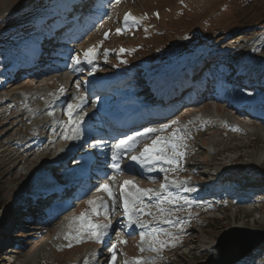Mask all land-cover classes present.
I'll list each match as a JSON object with an SVG mask.
<instances>
[{"label": "rangeland", "instance_id": "374dc122", "mask_svg": "<svg viewBox=\"0 0 264 264\" xmlns=\"http://www.w3.org/2000/svg\"><path fill=\"white\" fill-rule=\"evenodd\" d=\"M119 3L121 4L115 6L109 16L105 18L104 23L97 31L94 41H98L100 37L103 36V32L108 31L109 35L105 42L107 48L114 51V53L119 46L129 47V49L133 51L131 55H124L127 57V63L139 62V64H143L146 60H154L155 58L157 59L154 60L155 62L164 60L165 62L162 67L167 66L165 69H169L170 64H172L171 59L191 62L208 51H212L213 54H216L215 49L220 46V53L230 52V54L237 56V61L232 62L235 66L234 68L228 69L229 64L225 65V72L232 71V77L230 76L229 79L235 80V77H238L241 72L245 74L246 66L252 67L249 71V74H251L252 71V80L250 79L249 81L251 85L259 83L257 89H260L259 92L264 95V78L262 81L263 84L259 82L260 76L264 77V0H183L182 5H180L179 0H121ZM39 6L36 0H0V229L3 227L6 217H14V215H16V206L18 204L14 203V198L24 191L23 188L26 185L21 186L19 184L23 182L25 178L24 175L26 173L29 174L26 182H30L32 176L31 172L42 164V162L39 164L36 163L40 161L39 159L35 161H32L33 158L24 160L26 157L24 158L22 153L26 148L24 142L31 138L27 134L30 130V126L26 128L25 122L23 123L20 120L19 115L34 106L29 101L24 100L22 95L36 97L41 96L43 93L46 94L45 87L49 85L47 88L50 90V83L53 81V77L42 76L34 80L18 74L19 76L12 75L9 80L6 78L9 71L13 70L12 67L14 63L21 59L29 58V56L26 55L30 54V50L25 52L20 48V46H22L20 44L26 42L23 44L26 46L25 49L32 48V44L28 41L34 40L38 36V34H32L34 29L26 32L24 28V26H26L25 24L36 21L39 16L42 15H49L48 17H51V14L55 12L54 7L47 10L46 8L48 7L41 8ZM91 6L90 4L89 7L91 8ZM109 8V5H105L102 11L106 12ZM86 11L88 12V10ZM126 11H133L138 16L143 14V12L144 14L150 15L151 11L152 13L158 11L161 13L162 19H145V22L143 21L137 27H127L125 28L128 29L127 31H121L120 34H117L116 30L119 28L118 17L121 13H126ZM143 23H146L145 28L142 26ZM68 24L69 26L75 24L73 17L69 19ZM147 24L151 26L147 27ZM54 26L56 27L57 24ZM50 27H42L41 33H49ZM38 31H40V29H38ZM23 33H26V36H24ZM49 35L53 36L51 38L52 40H49V51L51 52L50 59L53 58L52 60L57 62L60 60L59 58L63 54L62 50L65 49V47L69 50L74 47L73 43L75 41V36H72L73 31L72 33H68L66 30H63L60 33L57 29L56 32H50ZM69 35L72 37L69 38ZM183 48L185 50H182ZM233 55L232 57H234ZM217 56L208 58L214 60L218 59ZM219 56L221 55L219 54ZM113 57L115 56L113 55ZM110 59H112V57H110ZM224 61L231 63L227 58H224ZM55 68L59 67L55 66ZM257 68L260 69V72H256ZM18 70L25 69L19 68ZM237 73L238 75L234 76V74ZM260 73L261 75H258ZM67 77L71 78V76ZM244 77L245 79L248 78L245 75ZM160 78L164 79L167 77H158L157 79ZM168 78L178 79L177 76H169ZM39 79H43L44 81H40ZM71 79L77 81L76 79H78V77ZM78 80L79 81H77L75 85L73 81L69 82L68 85L73 87L74 92L81 93L76 86L78 82L80 83L81 81L80 79ZM7 81L9 82L8 84ZM56 83L58 87V82L56 81ZM243 88V91L246 90V87ZM52 89L54 90V88ZM254 90H249V92L246 90L245 92H248L250 96L253 97ZM261 100L264 101V98ZM213 105V103H209L211 108ZM207 112L214 115L211 111ZM188 117L185 124L189 123ZM217 117L220 118L221 115L218 114ZM233 122L231 124L223 123L216 126L215 132H213V130H206V127L203 126L199 127L201 132L195 129L192 132L193 134L189 133L192 137L185 141V144L188 143L187 145L184 144L185 151L181 149L182 141L185 140L183 136L184 139L180 141L181 146L179 151L184 153L186 162L183 163L184 166L188 164V161L198 164L202 160V165H207L202 167H207L211 169V171L213 169L215 171V168L220 166L221 163L228 164L227 161L231 158L239 157L233 165H235L236 171L242 175L238 173V177L243 181L244 176V184L248 185L244 186L243 184L241 186H235L234 189L240 187L239 190L241 192L244 191L245 197H236L234 201L239 202L234 203V205L228 206L225 204L220 206L219 203H216L215 207L218 209V212L214 210L216 213H207L203 216H198L201 214H196L197 217L195 219L186 220V224H169V226L166 224L167 228H169V232L179 237L175 246L180 245L179 240L185 235L187 237L183 240L189 243L186 247L176 251L173 248L169 249V247H172L171 245L166 247L167 250L164 251L165 253L175 251V254H169L163 257L161 264H215L220 258V250L217 248L220 241L227 246L234 240H241L243 245L246 246L258 238L259 235L256 232L264 231V162L261 164L257 163V158L260 155H264V131L261 132L262 128H256L261 126L255 124L254 127L246 128L247 125L243 123L234 121V119ZM3 124L6 126L4 127ZM231 126H233V129H231ZM247 129L248 131H254L255 135L247 134ZM42 132H44V130H42ZM207 132H211L210 136L205 135ZM166 134L165 136H169V130ZM196 134L200 136L196 137ZM210 139H215L217 143L216 148L211 149L209 143ZM192 144L198 149L193 148ZM214 150L218 151L217 154H210V152ZM198 153H200V156ZM186 169L184 168V175L186 174ZM231 171L232 170H228L226 173H230ZM206 172V170L198 172L201 177L200 179H205L202 182L205 186L209 184L207 178L205 176L203 177V174ZM65 174L66 172H64V176ZM205 175L208 176L207 174ZM20 176H22V180L19 178ZM258 177L259 179L257 182L253 180ZM16 178L19 179V182L15 183L13 179L15 180ZM190 179L191 178H188V180ZM200 179L197 180V183L201 182ZM217 179H215V181H217ZM228 179L225 180L223 184L228 182ZM180 183L186 187L190 185L188 181ZM249 185H258L259 187H255L257 188L256 192H249L248 190L251 189ZM246 186L249 188H246ZM198 188L199 187L196 186V190ZM216 188H213V192ZM226 188H228V186L222 188V191ZM186 192L187 191H185V194H182V192L177 191L175 194L181 193L183 197H185ZM218 192V194L221 195L219 190ZM175 194L172 193L170 196ZM210 194L213 193L209 192L208 195ZM224 198L225 202L229 200L228 196ZM194 201H196L194 203L198 202L197 200ZM232 201L233 200H231V202ZM240 201L244 202L240 203ZM210 202L212 201L209 200V203ZM198 203L195 204V206L198 207ZM199 209L198 212L201 210ZM195 213L196 211L189 212L186 209L180 212L182 215L186 214L190 216ZM173 218L174 216L172 219ZM186 218L187 217H182L181 221H177L176 218L173 219V221L184 222ZM36 220L35 223L41 222L40 218ZM30 221H28L30 224L34 223L32 220ZM239 225H243L244 227H237ZM32 227L35 231L31 235H28V232L26 234L23 232L16 234L17 231H14L15 249L12 250V253L10 250L7 252L5 250H0V264H80V258L90 250L89 247L85 245H73L68 247L69 243L55 241V231L52 229V232H49L48 226H27V228ZM163 239L170 240L167 236H164ZM133 240L137 242V239ZM213 241L214 248L210 249V243ZM121 248H123L122 244ZM252 252L240 261L242 263H238L249 264V261L251 263V260H255L258 256L253 264H264V241ZM117 256L121 257L122 255L119 254ZM102 258L103 257L99 258L96 264L101 263ZM159 258L160 256H158L155 259L156 262L153 263L159 264ZM120 259L118 260L119 262L122 261Z\"/></svg>", "mask_w": 264, "mask_h": 264}, {"label": "bare ground", "instance_id": "6f19581e", "mask_svg": "<svg viewBox=\"0 0 264 264\" xmlns=\"http://www.w3.org/2000/svg\"><path fill=\"white\" fill-rule=\"evenodd\" d=\"M75 1H78V0H61L59 2V4H63V6L58 5V9H56L54 7L55 12H54V14H51L52 16L50 15L51 17H48L49 15L39 16V18L36 21L28 23L27 26L28 25L34 26V25L43 24V22L46 19L53 20V18H55L56 16H61V15L64 16V14L59 13V9L62 8L64 10L66 8V5H65L66 3H74ZM123 20H124V16H123ZM58 27L60 28L61 25L59 24ZM32 28L33 27L30 26L29 30L30 29L32 30ZM59 28L57 30H59V32L61 33V28L60 29ZM37 41H39V40H35L33 42H30V44H32V46H33L31 48L32 49L31 54H33V56L37 55L36 52H38V51L46 52L43 49L37 50V48H35L39 45V42H37ZM25 47L26 46H24V45L20 46V48H22L23 50L25 49ZM72 52H70V54L65 56V58H64V56L60 57L61 61L60 60L59 61L60 62L64 61L62 59L69 60L70 56L73 54ZM44 55H46V54H44ZM33 56H31V59H28V58L27 59H21L19 62L14 63V66H16L15 68L16 69L23 68L25 70L30 69L34 65V61H32ZM44 59L46 61H44V63H42L41 66L47 67L46 69L48 72L46 73V77L47 76L54 77L55 80L58 82V87L54 92H52L50 94L49 93H46V94L43 93L41 96H36V97L22 95V98L24 100L29 101L34 106L32 108L24 111L21 115H19L20 120L23 123L25 122L26 128H28L30 126V130L27 132V134L31 138L27 139L24 142V145L26 148L23 150V153H22L24 155V158L26 157L24 160L29 159V158H33L32 161H35L36 159H39L40 161H37L36 163L39 164L42 162V164H40V166L37 169H35L33 172H31L32 176H31L30 182H28V183L26 182L27 177L29 175L27 173L24 175V177H25L24 179L22 178V176L19 177V178H21V180L23 179V182H20L19 184L21 186H23V185H26V186L23 188L24 191H22L19 195H17L14 198V203L18 204V205L16 206V215H14V218H12V221L8 222L7 218H9V217H6L4 219L5 223H3V227L0 229V242L1 243L2 242H8V239L14 234V230H15L14 226L15 225H21L18 223V221L20 220V216H21L20 214L24 208L25 198H27L26 200L29 203H32L33 205L39 204L40 202H38V201H42L41 198L39 199L38 195L43 196L45 194V193H42V191L44 190V186L37 181H40V182H43V181L50 182L51 181L52 182L53 180H55L59 183H62L64 180H66V181L69 180V177H71L73 175V173L69 172L68 169L70 168L71 164H73L75 162V158L73 155H69L67 157L64 150L67 149L68 147L74 146L75 141H73V139H70V138L65 139L64 137H65V135H67L68 137H69V135L71 136L72 133L76 132V129L73 130L72 126L69 125V117L67 115V111H68L67 106L70 103L71 104L80 103L79 98L83 97V96L79 92H74L73 87L71 85H68V83L71 81H73V83H76L77 81H79L78 79L81 80V76H83V75L82 74L79 75L77 73V71L75 70L73 62H70L69 66L64 63L65 64L64 68H61V67L57 68L53 73H51L52 72L51 70L55 66L56 62H54L53 60H52L53 62H51V59H49V58H47V59L44 58ZM216 60L217 59H214V60H211L210 58L206 59V61H208L207 64H209V62L215 63ZM59 61H57V62L60 63ZM39 64L40 63H37L36 66H38ZM204 64H205V62L202 63V65H204ZM223 65L225 66L228 64L223 63ZM251 68L252 67L246 66L245 67V74H243L242 72H241V74L240 73L239 74L240 75L243 74L246 77H248L247 78L248 81L250 79L252 80V77H251L252 71H251V74H249V71ZM60 69H62L63 73L58 72V70H60ZM259 70L260 69L257 68L256 72H260ZM207 71L215 77L220 76V78L225 81L223 87L225 89H227L228 95L230 96V98L233 101H240V100H243L247 97H252L248 93L249 90L253 91L254 89H256L258 92L260 91V89H257L259 87V83H255V84L250 85V86H246V85H243L241 83V84H239V86L235 87V85L240 81L241 76L240 75L238 77L236 76L235 80L229 79V77L232 74V71L225 72V71H221L218 69V71H219L218 72V71H214V68H211L210 70H207ZM43 73L45 74V72H43ZM63 74L66 76L63 77ZM67 76H71V78L78 77V79H76L77 81H75L74 79L68 78ZM169 76H174V75H169ZM169 76H165L167 78H164V79L163 78L157 79L158 77L157 78L152 77L151 79H149V81L147 83H145L142 81V79L139 75H136V76H133V77L127 78V79H121V78H119V75H113L109 78V80L115 81L114 88H116L117 91H119L121 93L120 99L127 104V107H122V106L118 107L117 105H114V104L108 105V104H103L102 101L99 102L98 97L101 96L102 94L99 92V86H97V88L94 89L92 92H89L86 94V97L88 99V101H87L88 103L87 104L83 103L82 107L76 109L73 113L72 119L76 120L77 117H82V119H93L98 114V112H96V113H91V112L97 111V110H105L107 107H112V110L129 111V112H133V111H136L139 109L140 114L137 117V123H140V124L143 122L146 124V121L148 119L158 120L157 125H154V123H151L150 125L149 124L146 125L145 128L142 129L140 135L137 138H135L130 151L124 152L119 156L122 168L125 169V168L132 167L135 170V173H137V171H140V172L155 171L156 177L154 179H146V181H147L146 184H143L142 181H139L140 179H136V185L141 186L143 189H153V190L158 191V192L160 191V185L163 183H166L164 177H165V175H167L168 181H169L168 187H167V190L165 192L161 193V197L164 195H170L172 193L175 194V192H177V191H180V192H182V194H185L184 189L188 188V189H191V192H192L191 195L189 196V199H191V202L193 203L191 205L195 206V204H197L199 202L198 203V209L199 208L202 209L203 207L207 206V203H209V200L214 202L215 199L218 197L216 194H210L208 196L207 195L202 196L201 194L203 192L205 193L206 191H210V190L213 191L214 187L216 188V186H222L223 182H225V180H227L229 178V176H235L236 177L235 182L236 181L237 182L242 181V179H240L238 177L239 172L236 171L235 165H233L238 160L239 157L231 158L229 161H227L228 164H225V163L222 164L221 163L220 166L217 165L218 167L215 168L214 172L209 171V173H207L208 177H210L212 180H214L211 184H207L205 186L204 183L202 184L203 180H205V179H200L201 182H198V183L193 184V185H191V184L187 185V187L181 185V183L178 182L179 178H176V177L172 178L171 177V175L174 172H176L177 170H179L182 173V176H184V174H183L184 168L186 169V168L196 166V164L193 162L191 163V161L190 162L188 161V164L184 166L183 163H186L184 155L182 157H177V160H178L177 164L179 165V167H177V168H174L173 164L170 165V164L165 163L164 161H159V162H156L155 164L146 162L145 166L142 167L140 164L136 163V161L132 160L131 157L139 155L140 152L143 150L144 146L146 144H151L152 140L155 139L157 136H161V137H164L166 139L171 140L172 133L176 129L179 130L177 132V135L179 137H183L184 133H186V132L192 133L195 129H196V131L201 132V129H199V127H201V126L206 127V130H209V131L213 130V132H215L216 126H219L223 123L231 124L233 122V119H234V121H237V122L243 123L244 125H247L246 128H248V124L246 121L247 114L243 108H241V111H232L228 105L223 106L225 104L218 103L216 106L215 113H217V115L218 114L221 115V117L219 118V117H217L216 114H214V115H216V116H214V115H211L209 112H207L208 111L207 109L209 108V104L206 101H204L200 105L190 107L189 106L190 101L188 99H182L181 93L184 89H188L189 87L191 88V84L188 83L187 80L183 81L181 79V76H177L178 79H170V78H168ZM33 78H35V77H33ZM100 79H106V78L100 77ZM40 81H44V80L41 79ZM262 81H263V77L260 78L259 82H262ZM77 85H79L78 91H80V92L85 91L84 85L82 84L81 81H80V83L78 82ZM47 87H49V85H47ZM243 87H246V90H248V92H245L246 90L243 91V89H244ZM144 88H147V89H144ZM61 90H63V91H61ZM154 92L156 94H152ZM160 95H166L169 101H177L176 105L174 107H171L170 109H168L164 113H160V112L158 113L156 111H143L142 109H140L148 103H153V102L158 103ZM53 98H56V101L54 104H50L49 101ZM262 98H264V97H262ZM262 98H259V99L254 98L252 100L253 102L256 103L254 105L253 109H260V110L264 111V101L261 100ZM134 100L138 101L139 103L135 102ZM96 101H97V103H96ZM30 103H28V104H30ZM224 111H226L228 114H224ZM199 112H201V113H199ZM187 115L189 116L188 117V122H189L188 124H185V123L182 124L181 122L178 124L172 123L173 121L185 119V117ZM13 119H15V118H13ZM262 121H264V119L261 120V122L260 121H251L250 125L254 127V124H255L257 126L263 127L262 126L263 124H261ZM3 125H4V127L6 126L5 124H3ZM162 125H169V127L167 129H165L164 131H157L154 133H149L147 135H142L146 128L160 129ZM232 127L233 126H231V129H233ZM42 130H44V132H42ZM168 130H169V136H165V135H167L166 132ZM246 131H247L246 132L247 134L255 135L254 131H248V129ZM263 131H264V129L263 130L261 129V132H263ZM213 132H212V134H213ZM210 133L207 132L205 135L210 136ZM198 136H200V135H197L196 137H198ZM127 138L125 140H127ZM183 139H177L175 141H172V142H175L178 144V146H179L178 151H179V148L181 146L180 141H182ZM209 143H210L211 149L216 148L217 143H216L215 139L214 140L210 139ZM231 150H233V149H231ZM217 152L218 151L214 150V151H211L210 154L212 153L213 155H216ZM167 154L169 156H171L170 154H172L170 143L167 146ZM198 155L200 156V153H198ZM201 161H200L199 167L203 168L202 166H207L206 164L202 165ZM263 162H264V155H260L257 158V163L261 164ZM33 164H34V162H33ZM181 165H183V166H181ZM149 169H151V170H149ZM161 169H164L165 171H161ZM228 170H232V171L230 173H226V171L228 172ZM52 172H54V177L49 175V173H52ZM59 172H66V174L63 177H59ZM135 176H136V174L131 175V174L127 173V175L124 178L129 179V178L135 177ZM29 179H30V177H29ZM215 179H217V181H215ZM18 180L19 179H17V178L15 180L13 179V181L15 183L19 182ZM155 181H156V183H158V185L157 186L156 185L151 186V183H153ZM171 181H177V183H171ZM113 182L116 183V180L114 177H112L110 180L107 181V183H113ZM182 183H184V182H182ZM83 185H85V183L84 184L77 183L76 185L72 186L70 189L75 190L76 187H80ZM196 186L201 187L202 191H198V189L196 190ZM203 188H204V191H203ZM246 188H249V187L246 186ZM114 192H115V190H113V193ZM239 193H241L240 190L234 191L232 194L239 195ZM101 194H102V191H97V189H96L87 198L92 199L94 197L100 196ZM51 197H53L52 194L48 193V194H46V196H44V199L50 200ZM114 198L116 200V205H117V199H116L115 194H114ZM157 199L158 198L155 196L152 197L151 199H149L148 197L144 198L145 204L152 206L151 207L152 212H156L155 204L157 203ZM194 200H197L198 202L194 203V202H196ZM38 207H40V206H38ZM166 207H171V206L167 205ZM180 208H182V207H180ZM37 211H41V210H37ZM73 211H74L73 208L67 209L66 212H64L60 217H58L56 220H53V222L50 225H47L49 228V232H52V229L55 231L54 240L62 242V243H71V245H75V246L88 245L90 248H92L94 250V252L93 253H90V252L85 253L80 258V261H79L80 264H85V262H86V264H96V263H98L97 260L101 257H103L102 262L99 264H112L111 253L108 251V248L111 246V242L116 241V240L118 242L117 248H118V246L121 247V243H119L120 234L122 233L121 229H123L127 225V223H126L127 218L125 217L124 213L121 210L119 211V209H115L114 213L110 216V219L108 222V223H111V228H113V231H111V229H109L107 231V234L103 237L102 242H96L93 239H84V238L82 239V242H77L75 239H66L65 238L67 233H69V232H72L73 235H75V225H73V227H71V228L69 227L70 223L73 220V218H70V214ZM103 212L104 211L101 210L99 215H92V213H90V214L88 213V214L91 216L92 221L95 223L94 220H97L101 217L106 221V217L103 214ZM39 213L43 214V212H39ZM202 213H203V211L200 210V212H198L197 214H202ZM17 214H18V217H17ZM140 218L144 221H152L151 216L141 215ZM173 219H176V218H173ZM181 220H182V218L179 219V221H181ZM156 222L159 223V221H152V223L149 224L146 228H141L139 225H132L131 226L132 228H134V231H135V233L132 235V239H137V242H138L137 243V253H136L137 256L135 258H141L142 257L146 260H149V262H151V261L156 262L155 259L158 256H160L159 255L160 252L159 253L151 252V251H144L143 253L140 252V247L142 246L140 243V232L149 231L153 227L158 228L156 226L157 225ZM168 226H169V224H168ZM165 227L167 228V225L165 223H163L162 229H166ZM237 227H244V226L239 225ZM34 231H35V229H27L28 235H31L32 233H34ZM18 234H20V233H18ZM82 236L88 237V236H90V233L84 232V233H82ZM213 245H214V241L210 243L209 248L213 249L214 248ZM143 246L147 247L146 244ZM0 250H2L1 245H0ZM166 250L167 249L164 248L162 250V252H164ZM116 251H117V249H116ZM204 251H206V250H204ZM124 252H125V254H127L126 251H124ZM117 255H119V253H117ZM257 257L255 260H257ZM119 259L122 260V256L121 257L117 256L115 264H124V261L122 260L121 262H119L118 261ZM133 259L134 258H132L128 261L131 262ZM255 260H251V263L254 262ZM249 263H250V261H249Z\"/></svg>", "mask_w": 264, "mask_h": 264}, {"label": "snow or ice", "instance_id": "6c2138e0", "mask_svg": "<svg viewBox=\"0 0 264 264\" xmlns=\"http://www.w3.org/2000/svg\"><path fill=\"white\" fill-rule=\"evenodd\" d=\"M120 0H116V3H119ZM183 2V0H181ZM158 16L159 14L156 13ZM146 14L142 17H135L131 13H125L124 15V26L129 27L130 25H136L141 22V20L146 19ZM117 34H120L121 29L116 30ZM109 33H104L105 38H108ZM99 45L90 47L87 50L83 52V59L88 64H92L93 60L95 58V53ZM126 50L121 48L120 52H125ZM105 59H107L108 56V50L105 49L104 51ZM73 62L75 64H80L81 59L80 56H74L72 57ZM124 63H127V61H123ZM79 87V85H77ZM63 91V90H61ZM80 103L77 104H68L67 108V115L69 117V125L72 126L73 130L78 129L80 123L82 122V117L73 120V113L76 109L82 107L84 101L83 97H80ZM173 124H178V121H173ZM169 125H162L160 129L155 128H146L144 130V133L142 135H147L149 133H154L157 131H164L167 129ZM179 130L176 129L172 133L171 140L166 139L161 136H157L155 139L152 140L151 144H146L143 148V150L140 152L137 156H132L131 159L136 161V163L140 164L142 167L145 166L147 163L155 164L159 161H164L167 164H177L178 160L177 157H182L184 155L183 152L178 151V144L172 141H175L177 139H183V137H179L177 135V132ZM65 139H68L67 135L64 137ZM135 138L134 137H128L127 140H120L116 144H114L112 147L114 149L112 159L113 161L118 160V153L121 149L128 148L130 149L133 145ZM171 144V150L172 155L169 156L167 154V146ZM99 146V145H97ZM114 168L118 169V164L112 165ZM151 170V169H149ZM161 171H165L164 169H161ZM166 183H163L160 185V191H155L153 189H142L138 187L134 182L132 181H124V183L120 186V197L122 199V206L124 215L127 218L126 223L129 227L132 225H139L141 228H146L149 224L152 223V221H160L165 224H175V221H173L172 217L175 216L176 212L181 211L182 208L180 207H165V205H176L180 200H183L184 204H190L191 202L187 199V197H175L170 195H164L161 197V193L165 192L168 187V177L165 175L164 177ZM171 183H177V181H171ZM129 186L133 190H129ZM185 191H191V189L185 188ZM97 191H104L107 193L109 199L112 200V205L109 206L107 201H100L98 202L95 199H90L87 201V204L91 207V213L92 215H99L100 211L103 210L104 213L107 215L110 211L114 212L116 209V200L114 198V193L110 186L105 183L101 184ZM157 197V203L155 204L156 212L151 211L150 205L145 204L144 198L148 197L151 199L152 197ZM141 215H147L152 217V221H144L140 217ZM179 218L177 217V221ZM75 225V235H73L72 232L67 233L66 239H75L77 242H82L83 236L82 233L87 232L90 233L89 239H93L96 242H102L103 237L107 234V231L111 228V223H94L91 219V216L86 212L82 211L78 216L74 217L72 222L70 223L69 227H73ZM161 235L167 236L169 239H161ZM179 237H176L173 235L172 232H169L162 228H151L149 231H142L140 232V252L143 253L144 251H151L159 253L164 248L171 245L172 247H175L176 242L178 241ZM119 243L125 244L127 243L126 240L120 239ZM147 245V247H144L143 245ZM71 243H69L68 247H71ZM117 245L112 244L108 251L111 253V262L112 264H115V261L117 259ZM86 264V262H85ZM124 264H150L149 260H146L144 258H134L131 262L127 259L124 261Z\"/></svg>", "mask_w": 264, "mask_h": 264}, {"label": "water", "instance_id": "95a60500", "mask_svg": "<svg viewBox=\"0 0 264 264\" xmlns=\"http://www.w3.org/2000/svg\"><path fill=\"white\" fill-rule=\"evenodd\" d=\"M259 236L255 241L246 246L241 240H234L229 245H224L221 241L217 248L220 250L219 261L215 264H234L251 252L252 249L259 246L264 240V231L256 232Z\"/></svg>", "mask_w": 264, "mask_h": 264}]
</instances>
